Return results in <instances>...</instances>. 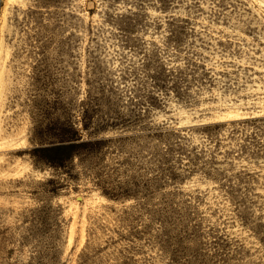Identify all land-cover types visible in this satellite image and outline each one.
<instances>
[{"label":"rangeland","instance_id":"obj_1","mask_svg":"<svg viewBox=\"0 0 264 264\" xmlns=\"http://www.w3.org/2000/svg\"><path fill=\"white\" fill-rule=\"evenodd\" d=\"M0 264H264V0H0Z\"/></svg>","mask_w":264,"mask_h":264},{"label":"trees","instance_id":"obj_2","mask_svg":"<svg viewBox=\"0 0 264 264\" xmlns=\"http://www.w3.org/2000/svg\"><path fill=\"white\" fill-rule=\"evenodd\" d=\"M81 144H75L69 139H63L50 147L37 150L42 156L40 159L53 167L63 168L68 161L78 153Z\"/></svg>","mask_w":264,"mask_h":264},{"label":"bare ground","instance_id":"obj_3","mask_svg":"<svg viewBox=\"0 0 264 264\" xmlns=\"http://www.w3.org/2000/svg\"><path fill=\"white\" fill-rule=\"evenodd\" d=\"M235 106V105H234ZM239 112V110H238ZM236 112L235 111H231V112H228V113H225L223 114L220 118L222 119H237V117H239L238 114H235Z\"/></svg>","mask_w":264,"mask_h":264}]
</instances>
